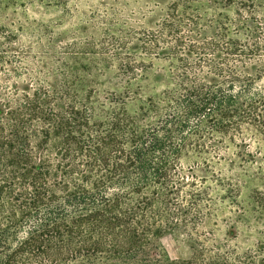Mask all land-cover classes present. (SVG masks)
<instances>
[{
    "label": "trees",
    "instance_id": "1",
    "mask_svg": "<svg viewBox=\"0 0 264 264\" xmlns=\"http://www.w3.org/2000/svg\"><path fill=\"white\" fill-rule=\"evenodd\" d=\"M155 3L139 30L97 50L35 51L0 24V264H264V231L238 246L246 209L221 238L215 220L201 229L219 211L211 152L264 142V0ZM96 51L110 54L103 70L86 58ZM246 206L264 220L262 192ZM173 233L187 257L151 256Z\"/></svg>",
    "mask_w": 264,
    "mask_h": 264
},
{
    "label": "rangeland",
    "instance_id": "2",
    "mask_svg": "<svg viewBox=\"0 0 264 264\" xmlns=\"http://www.w3.org/2000/svg\"><path fill=\"white\" fill-rule=\"evenodd\" d=\"M155 4V0H0V24L21 33L19 44H31L35 51L48 46H55L59 51V46L70 43H77L79 46L89 43L96 49L101 44H110L113 36H124L130 28L139 30V27L143 26V18L162 7ZM90 56L101 63L99 68L103 70L102 59L110 54L106 56L96 51L86 58ZM162 66L163 63L156 62L155 68ZM113 73V69L112 72H99L96 88L107 89L105 82ZM146 88L148 93L161 89L159 85L151 82L146 84ZM247 144L249 148H245L241 155L243 157H240L239 139L234 143L225 139L219 149L211 150L209 162L214 177L209 175L206 185L211 188L210 198L214 208H219V211L216 213L214 210L216 217H211L210 221L201 227L202 230H208L212 228L211 222L217 221L220 230L216 237L221 238L225 232L232 230V224L238 222L242 209H246L242 215L243 222H238L235 227L239 236L245 237L244 241L241 237L238 243L242 249L255 244L259 232L264 231V220L255 221L246 208L252 190L264 194V179L255 175L264 176V142L254 144L248 141ZM247 153L250 157H247ZM188 169L187 165L184 166V170ZM194 171L198 178L206 174L201 165L195 167ZM233 187L239 190L236 202L230 193ZM248 227L257 231H245ZM187 255L185 238L178 233L163 235L151 248V256L160 260H177Z\"/></svg>",
    "mask_w": 264,
    "mask_h": 264
}]
</instances>
